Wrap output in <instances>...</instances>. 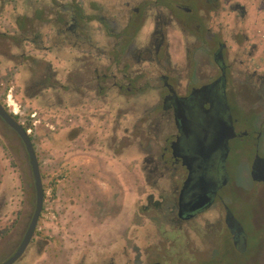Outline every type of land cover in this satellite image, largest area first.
<instances>
[{
  "label": "flooded vegetation",
  "instance_id": "obj_1",
  "mask_svg": "<svg viewBox=\"0 0 264 264\" xmlns=\"http://www.w3.org/2000/svg\"><path fill=\"white\" fill-rule=\"evenodd\" d=\"M7 81L25 84L29 128L58 117L143 179L96 250L125 258L148 223L143 264H264V0H0V103L20 123ZM1 191L3 237L19 226Z\"/></svg>",
  "mask_w": 264,
  "mask_h": 264
},
{
  "label": "rangeland",
  "instance_id": "obj_2",
  "mask_svg": "<svg viewBox=\"0 0 264 264\" xmlns=\"http://www.w3.org/2000/svg\"><path fill=\"white\" fill-rule=\"evenodd\" d=\"M24 85L5 82L9 100L3 97L2 101L13 103L12 109L13 112L17 111L20 124L30 129L45 196L32 243L15 264H110L111 260L113 264H143L139 258L138 245L142 243L144 234L148 235L153 230L148 223L143 227L145 230L137 228L133 231L135 227H130L133 233L128 244L130 250L129 253L125 252V258L122 249H119L121 242L115 244L111 257L106 251L96 250L94 241L98 230L105 235L108 224H114V235L124 233L128 225V212L133 211H128L127 206L139 203L138 198L141 196L138 187L143 184V179L125 176L128 162L120 157H110L108 150L111 143H105V148L101 147V139L98 147L85 144L74 138L75 132L69 124L68 129H64L58 117L51 119L38 113L36 121L29 128L30 108L34 106L30 99L25 98L26 95L21 97L16 92ZM46 105L44 100L37 102L38 108ZM100 122L98 131L101 133L103 125ZM130 167L132 174L135 169L133 162ZM52 182H56L55 195L51 192ZM0 187L3 209L6 211L3 218L9 221L16 218L17 213L19 226L18 233L0 237L2 261L20 241L30 220L32 206L27 202L26 191L33 188V178L23 144L1 122ZM149 187L148 184L147 192L150 191ZM112 218L115 221L107 223ZM117 240L121 241L120 238Z\"/></svg>",
  "mask_w": 264,
  "mask_h": 264
},
{
  "label": "water",
  "instance_id": "obj_3",
  "mask_svg": "<svg viewBox=\"0 0 264 264\" xmlns=\"http://www.w3.org/2000/svg\"><path fill=\"white\" fill-rule=\"evenodd\" d=\"M0 117L12 130L16 132V134L18 135V137L20 138V140L24 145V149L28 156V162L31 168L34 191H35L34 211L30 218L27 229L15 252L0 263V264H14L16 261H18L21 258V256L23 255L24 251L26 250L28 244L30 243L34 235L39 216L43 209L45 192H44L43 182L39 169L38 158L35 153V148L33 146V143L30 139L28 132L8 112H6V110L4 109L1 103H0Z\"/></svg>",
  "mask_w": 264,
  "mask_h": 264
},
{
  "label": "trees",
  "instance_id": "obj_4",
  "mask_svg": "<svg viewBox=\"0 0 264 264\" xmlns=\"http://www.w3.org/2000/svg\"><path fill=\"white\" fill-rule=\"evenodd\" d=\"M25 129H27L26 126H25ZM55 188H56V182H52V185H51V192H52V195H55Z\"/></svg>",
  "mask_w": 264,
  "mask_h": 264
}]
</instances>
